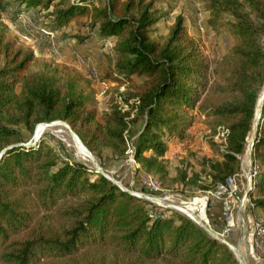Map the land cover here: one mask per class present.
<instances>
[{
    "label": "trees",
    "instance_id": "16d2710c",
    "mask_svg": "<svg viewBox=\"0 0 264 264\" xmlns=\"http://www.w3.org/2000/svg\"><path fill=\"white\" fill-rule=\"evenodd\" d=\"M159 1L17 0L19 12L39 7L56 29L75 23L112 44L104 77L125 86L127 108L115 105L103 115L89 78L37 60L0 26V264H241L187 215L150 214L148 200L81 162L61 159L44 140L24 145L38 124L62 120L98 157L105 150L121 157L131 124L142 122L134 156L144 169L161 184H198L199 174L173 176L164 158L166 138L182 140L191 126L182 111L203 101L199 107L215 119V133L224 128L228 134L223 145L213 143L220 158L201 160L206 176L198 186L215 189L242 171L264 92V0H215V18L222 11L233 16L239 38L229 55L232 74L221 82L213 81L210 59L182 15L164 40L152 36L153 26L170 15ZM258 121L253 157L264 167V101ZM251 198L264 226V170Z\"/></svg>",
    "mask_w": 264,
    "mask_h": 264
},
{
    "label": "rangeland",
    "instance_id": "374dc122",
    "mask_svg": "<svg viewBox=\"0 0 264 264\" xmlns=\"http://www.w3.org/2000/svg\"><path fill=\"white\" fill-rule=\"evenodd\" d=\"M238 1L244 2V0ZM96 2L103 4L104 0H96ZM214 2L215 0H160L158 6L164 11H169L170 15L168 19H164L153 26L152 36L164 40L169 34L170 28L175 23L176 17L182 15L186 20L189 33L200 42L204 54L210 59L213 81L221 82L229 78L232 74L233 61L230 62L229 55L231 48L239 41V38L234 34L231 27L232 22H235L233 16L228 12L222 11L215 18V13L212 11L216 10L213 7ZM16 4H18L17 0H2L0 4V26L5 25L9 39L16 40L23 47L33 49L37 60L51 61L63 65L70 64L68 66L77 69L81 73L85 71L84 75L89 78L92 88L95 91V104L100 115L108 113L115 105H125V108H127L126 101L120 93L125 90V86L119 85L104 77L105 71L109 70V64H112V58L110 57L112 48L108 42L106 46L97 34L92 33L88 36L86 33L81 32L75 23L65 28L56 29L52 25L51 19L45 17L48 12L46 10L42 14V18L39 14L31 13L34 16L33 19L27 16V18L21 19L22 23L17 14L19 10L14 6ZM28 15L30 16L29 13ZM45 19L48 20V24L45 23ZM42 29L47 30L49 33L42 32ZM27 32L29 34H26ZM26 35L30 36L25 38ZM82 36L88 37L82 40L80 39ZM261 42L264 49V36ZM54 47L59 50L60 55L57 56L52 52ZM82 56L89 58V60L86 63H82L80 61V57ZM68 59L71 62L66 63ZM137 80L141 81L143 78L137 77ZM263 101L261 97L258 110L262 106L261 102L263 104ZM201 103L203 101L199 102L193 109L182 111L184 117L191 121V126L186 137L182 140L177 135L166 138L169 149L164 158L173 176L177 175L180 170L188 171L189 176H192V178L195 177V174H199L198 184L176 183L173 186L161 184L157 175L144 169L142 163L134 156V144L137 133L142 127V122L131 124L128 132L130 135L129 149L127 154L121 157L115 156L109 150H105L103 155L98 157L82 142L91 152L92 156V159L84 158L77 147L78 135L67 122L62 120L38 124L35 133L37 131V134H40L39 139L36 141L34 133L24 145H33L40 140H44L46 144L55 149V152L61 159L81 162L93 174L97 172L104 173L120 188L128 189L137 194L145 193L147 195L152 193L147 188H143L145 187L143 180L147 176H152L164 189H168L175 194L172 203L179 206L183 205V201H191L195 197H202L207 192V190H202L198 186L206 176L205 169L201 166V160L205 157L220 158V150H216L213 143L223 145L222 143L224 141L219 136V133H215L214 131L215 119L207 118L203 115V111L199 107ZM259 116L260 113L248 136V146L241 156L242 171L240 173L247 172L251 163L255 162L253 153L249 155V144L254 132H257ZM263 170L264 167L260 164L258 176L261 175ZM146 200L150 202L148 209L153 212V215L155 213L161 216L169 215L171 213L170 210H177L164 208L147 198ZM177 211L185 214L180 210ZM207 214L210 219V223L207 224L210 231L212 233L221 232L223 229L220 218L222 208L216 213L215 211L209 210ZM258 216H261L259 209L254 212V218L258 219ZM204 230L208 233L210 232L205 228ZM252 232L253 222L245 214V224L240 222L238 228L226 236V240L229 243L227 245L230 248L231 246L233 247V249L231 248L233 252L234 249H238L249 264H264L263 249L260 248L257 250L256 247L251 245Z\"/></svg>",
    "mask_w": 264,
    "mask_h": 264
},
{
    "label": "built area",
    "instance_id": "2783aa9c",
    "mask_svg": "<svg viewBox=\"0 0 264 264\" xmlns=\"http://www.w3.org/2000/svg\"><path fill=\"white\" fill-rule=\"evenodd\" d=\"M27 16L31 18L28 13H25L24 11H21L18 14V18L21 22V19L25 17L27 18ZM45 23L48 24V20H46ZM42 32L49 33L47 30L44 29H42ZM26 34H29V32H27ZM28 36L30 35H26L25 38H28ZM52 52L57 56L60 55L59 50L55 47L53 48ZM88 60L89 58L85 56L80 57V61L82 63H86ZM227 134L228 133L226 129H220L219 136L223 140L226 139ZM251 143L252 139L249 144V149ZM259 172L260 164L255 161L254 163H251V166L247 172L238 173L236 175L230 176L226 179V181L220 183L215 189L207 190V192L202 197H195L191 201H183V205L179 206L175 203H172L173 199L175 198V194L170 192V190L168 189H164L159 184V182L152 176H147V178L143 180V185L145 186L143 188H147L148 191L152 192V195H145V193H141L138 195L141 196V198L150 199L164 208L180 210L196 223L201 222L206 227V229L209 230L210 228L207 226V224L210 223V219L207 213L209 210L213 211L216 206L220 205L222 208V214L220 218L223 229L221 232H215L214 235L228 245L229 243L226 240V236L230 235L233 231H235L238 228L240 222H243L245 224V214H247L248 218L250 217V220H252L253 222V232L251 233V245L253 247H256L257 250L261 248L264 251V226L262 225L263 220L259 218H254L252 208L255 206V203L251 198V194L257 186ZM105 176L110 179L108 175ZM197 199H202L204 202L195 204ZM190 204H195V208L187 211L186 208L188 209V205ZM181 206L183 207L181 208ZM149 212L150 214H153L151 210H149ZM203 212L204 217H201V214ZM155 216L161 215L155 213Z\"/></svg>",
    "mask_w": 264,
    "mask_h": 264
},
{
    "label": "water",
    "instance_id": "95a60500",
    "mask_svg": "<svg viewBox=\"0 0 264 264\" xmlns=\"http://www.w3.org/2000/svg\"><path fill=\"white\" fill-rule=\"evenodd\" d=\"M263 98H264V92H263ZM256 133V131L254 132V135H253V137H252V143H251V146H250V149H249V155H252V152H253V145H254V138H255V134ZM78 137V136H77ZM35 139H36V141L39 139V136H38V134H37V131H36V133H35ZM78 140V142H81L82 143V141L81 140H79L80 138L78 137L77 138ZM83 144V143H82ZM85 146V145H84ZM86 147V146H85ZM86 149H87V147H86ZM88 150V149H87ZM88 152L91 154V152L88 150ZM3 153H4V151L0 154V157L3 155ZM112 180V179H111ZM123 190H125V191H128V192H130V193H132V194H134V195H136V196H139L137 193H134V192H131V191H129V190H127V189H125V188H122ZM139 197H141V196H139ZM198 224L200 225V226H202V227H204L205 229H206V227L201 223V222H198ZM208 231H210L209 229H207ZM210 234H212L214 237H216L215 235H214V233H212L211 231L209 232ZM217 238V237H216ZM231 248L233 249V247L231 246ZM234 252H235V254H236V257L238 258V260L240 261V263L241 264H249L248 263V261L245 259V257L243 256V254L237 249V250H235L234 249Z\"/></svg>",
    "mask_w": 264,
    "mask_h": 264
},
{
    "label": "bare ground",
    "instance_id": "6f19581e",
    "mask_svg": "<svg viewBox=\"0 0 264 264\" xmlns=\"http://www.w3.org/2000/svg\"><path fill=\"white\" fill-rule=\"evenodd\" d=\"M261 97H262V101H263V93H262V95H261ZM261 97H260V99H261ZM259 99V100H260ZM259 105V104H258ZM261 105H262V102H261ZM261 108V107H260ZM259 113H260V109L259 110H257V118H258V115H259ZM256 118V119H257ZM38 130V129H37ZM38 136H40V134H38ZM77 142V141H76ZM77 147H78V149H79V152L82 154V156L84 157V158H90V159H92V156H91V154L88 152V150L86 149V147L81 143V142H77ZM248 154V153H247ZM248 156V155H247ZM250 162V161H249ZM200 202H204L202 199H197L196 200V203L195 204H199ZM195 204H190V205H188V209L186 208V210L187 211H189V210H191V209H193V208H195ZM185 209V208H184ZM201 217H204V212L201 214Z\"/></svg>",
    "mask_w": 264,
    "mask_h": 264
},
{
    "label": "crops",
    "instance_id": "0c3cea01",
    "mask_svg": "<svg viewBox=\"0 0 264 264\" xmlns=\"http://www.w3.org/2000/svg\"><path fill=\"white\" fill-rule=\"evenodd\" d=\"M14 6H15V5H14ZM39 9H40L39 7H30L28 11L24 10V12H25V13H29L32 19H33L34 16H33L31 13H33V14L36 13L37 15L39 14L40 17L42 18V14L45 13V10H42V9L39 10ZM17 14H19V12H18ZM45 17H46V16H45ZM45 20H47V19H45ZM3 21H4V20H3ZM33 21H34V20H33ZM109 45H110V47H112V44L109 43ZM66 61H67L66 63L71 62V60H69V59L66 60ZM68 65H70V64H68ZM82 73L85 74V71H84V72L82 71ZM219 209H221V206H220V205L216 206V207L213 209V211H215V213H216Z\"/></svg>",
    "mask_w": 264,
    "mask_h": 264
}]
</instances>
